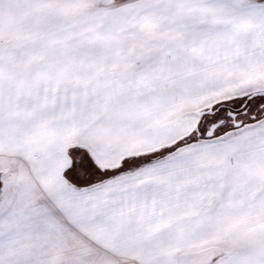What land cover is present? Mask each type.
Returning <instances> with one entry per match:
<instances>
[{
  "label": "snow or ice",
  "instance_id": "obj_1",
  "mask_svg": "<svg viewBox=\"0 0 264 264\" xmlns=\"http://www.w3.org/2000/svg\"><path fill=\"white\" fill-rule=\"evenodd\" d=\"M0 264H264V0H0Z\"/></svg>",
  "mask_w": 264,
  "mask_h": 264
}]
</instances>
